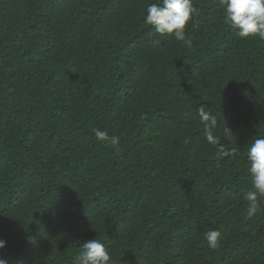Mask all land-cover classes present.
Segmentation results:
<instances>
[{"label": "trees", "instance_id": "1", "mask_svg": "<svg viewBox=\"0 0 264 264\" xmlns=\"http://www.w3.org/2000/svg\"><path fill=\"white\" fill-rule=\"evenodd\" d=\"M152 2L0 0L9 264H75L94 239L111 264H264V198L251 217L244 199L246 150L264 137V41L237 36L219 0H192L183 47L144 23ZM201 106L217 116L216 144Z\"/></svg>", "mask_w": 264, "mask_h": 264}, {"label": "clouds", "instance_id": "2", "mask_svg": "<svg viewBox=\"0 0 264 264\" xmlns=\"http://www.w3.org/2000/svg\"><path fill=\"white\" fill-rule=\"evenodd\" d=\"M225 23L236 31L241 38L255 36L264 41V0H219ZM199 15L192 0H155L149 3L144 16V23L150 25L155 33L171 35L183 47L191 48L193 39L186 34V27L195 21ZM204 125V137L207 142L216 144L218 138L215 134L217 116L205 111L201 106L198 112ZM95 137L100 141H107L114 147L119 146L120 138L109 135L105 130L94 129ZM235 149H227L225 154L232 155ZM249 164L248 173L251 177L252 189L244 194L248 202L247 213L251 217L260 207V199L264 198V137L255 138L246 150ZM209 248L218 250L221 245V232L216 229L204 233ZM81 249L76 257L75 264H111V255L103 242L98 239L79 243ZM6 247V241L0 239V250ZM0 264H9V261L0 257Z\"/></svg>", "mask_w": 264, "mask_h": 264}]
</instances>
